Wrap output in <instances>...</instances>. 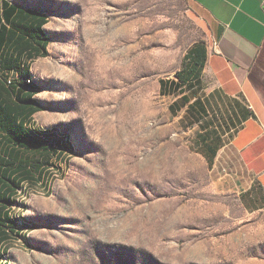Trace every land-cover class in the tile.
Masks as SVG:
<instances>
[{"label": "rangeland", "instance_id": "1", "mask_svg": "<svg viewBox=\"0 0 264 264\" xmlns=\"http://www.w3.org/2000/svg\"><path fill=\"white\" fill-rule=\"evenodd\" d=\"M50 13L35 73L42 125L75 152L48 193L18 195L30 220L3 264H264V209L212 169L161 81L212 30L191 0H15Z\"/></svg>", "mask_w": 264, "mask_h": 264}, {"label": "crops", "instance_id": "2", "mask_svg": "<svg viewBox=\"0 0 264 264\" xmlns=\"http://www.w3.org/2000/svg\"><path fill=\"white\" fill-rule=\"evenodd\" d=\"M212 30L195 45L200 65L166 80L170 110L192 131L191 147L212 169L235 173L249 211L264 209V0H191ZM50 13L15 0H0V257L19 239L29 245L30 220L14 215L18 195L48 193L75 152L50 139L35 73L50 55ZM180 70V69H179ZM38 87L33 89L27 80ZM44 139L46 141H44ZM72 140V139H71ZM23 189L19 191L18 187ZM17 200L16 203H13Z\"/></svg>", "mask_w": 264, "mask_h": 264}, {"label": "trees", "instance_id": "3", "mask_svg": "<svg viewBox=\"0 0 264 264\" xmlns=\"http://www.w3.org/2000/svg\"><path fill=\"white\" fill-rule=\"evenodd\" d=\"M199 43H196L195 45H197ZM195 45L193 47H191L188 50V52L184 55L182 63H181V68H180V70H178L176 72V76L180 77L181 79L183 78L184 73H188L191 75V73L194 71L195 67L200 65V61L195 56ZM0 79L3 80L4 82H6L8 85H11L13 83V77L10 76L8 71L0 70ZM165 83H166L165 79L161 81L162 92L164 94L167 93L164 90ZM27 84H29L30 87H32L33 89L38 88L32 82V78H29L27 80ZM48 132H49V138L50 139H58V140H56L57 145L59 144L60 140L66 141L70 146L73 144V141L71 140L69 135H67L66 133H64L62 130H60L58 128H50V129H48ZM44 141H46V140L44 139ZM22 189H23L22 186L18 187V194H19V191ZM16 202H17V200H15L13 203H16ZM2 259H4V256L0 257V264H3L1 262Z\"/></svg>", "mask_w": 264, "mask_h": 264}]
</instances>
